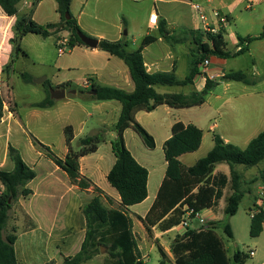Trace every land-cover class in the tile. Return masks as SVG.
I'll return each instance as SVG.
<instances>
[{
    "label": "crops",
    "instance_id": "obj_1",
    "mask_svg": "<svg viewBox=\"0 0 264 264\" xmlns=\"http://www.w3.org/2000/svg\"><path fill=\"white\" fill-rule=\"evenodd\" d=\"M75 1L71 5V10ZM125 1L139 3L144 0H101L100 2H107V12L103 13L97 9L94 11V14L88 11L89 0H84L83 11L74 17L81 30L99 42L101 40H127L126 37L129 33L124 36L123 30L125 27L131 29L132 23H135V18L129 14H125L123 10ZM150 1L153 4L150 10L145 12L142 19L146 33H140V43L136 50L140 47L145 37L151 36L156 38L157 41L147 46L143 51L147 72L149 74L174 73L178 81H184L190 75L193 60L198 56V49L191 32L204 31L203 23L200 21L198 14L192 9V5L196 3H193L192 0ZM202 1L203 4L199 5L204 8L205 13L214 25H216V21L213 17V12H218L221 16L228 19V24L221 27L224 42L226 43V51L234 55L245 49V53L239 56H232L228 59L211 57V64L206 76L202 73V66H200L201 74L195 77L193 85L184 87L174 86L176 88L181 87L186 92H176L174 87L169 86H157L155 89L159 94L163 95L178 93L189 95L194 91L201 92L207 80L217 82L218 85L207 95L205 104L211 96L216 98L218 104L216 113L219 115L220 121L217 122L215 120L210 123L207 128L208 133H212L213 137L214 135H219L227 144H233L241 149H245L264 130V35L262 38H258L262 33L264 34V0ZM42 4L43 0L34 11V22L42 26L50 23H59L61 16L57 12L58 5H53L55 14L52 16V21L37 20L36 17ZM31 5V0H23L19 5L20 14L27 13ZM184 6H190L191 11L193 10L192 12L194 13L191 17L183 13L181 7ZM258 7L261 11L260 14L253 12L254 8ZM154 12L159 17V23L156 27H152L149 22L150 15ZM86 17L93 19L94 23L85 19ZM15 22L16 17L7 16L0 8V89L2 87L11 88L12 86V77L4 75L2 70L12 59L13 45L11 40L14 37L13 27ZM162 28L171 37L170 41L162 36ZM61 34L70 35L68 31H62L51 37L59 38ZM29 36H32V34L25 36L22 40V48L24 47L23 50L25 49L26 53H29L28 56L31 55V52L25 46V42ZM235 37H237V43L233 41ZM239 37H255L258 39L250 43H242L239 41ZM134 42H137V39H134ZM231 46L234 47V51L230 49ZM76 49L81 50L91 64L85 80L59 82L56 86L51 84L54 89L67 85L68 87H63L66 90V96L60 100H53L54 105L46 109L33 107L34 104L39 102L32 103L26 116L20 114L19 105L16 99H14V109H12L11 113H3V118L0 121V169L7 172L14 170L15 166L9 155V148L13 147L20 152L25 163L36 173V178L27 186L32 191V194L27 198H20L15 204L16 209L15 207L13 209L14 227L16 228L17 237L14 248L18 264H63L65 258L77 255L86 236V219L83 214V208L95 197L93 189L83 191L78 186L72 184L67 173L56 166L52 160L34 146L33 140L28 137L26 130L31 120H41L44 131L53 128L56 130L57 128L60 129L63 136L60 145L62 146L63 144V146L61 151L56 155L62 159L68 154V146L64 135L66 127L71 126L73 129L74 139L72 148L75 151L79 149L74 148V144H78L80 139L103 132L104 141L99 145L97 152L80 159V172L102 190L103 203L104 201L108 203L105 204L106 206L113 208L106 197H109L114 202L116 201L118 205L120 203L118 193L110 189L109 186L111 185L107 180V176L113 168L116 159L113 161L111 156L101 155L93 163L91 158L100 152L102 146H107L112 151V143L117 137L115 126L121 115L122 105L115 100L97 101L93 98L94 96H89L86 93L94 85L133 93L135 91V84L130 70L123 60L111 56L98 48L90 49L84 45L78 46ZM129 51L133 52L135 50ZM35 53L38 57H41L39 54L40 50H37ZM240 57L248 58L251 62L250 66L247 68L240 67L237 61H235ZM96 58L102 59L104 63L102 67H95L94 59ZM231 72H242L250 80H255L256 82L246 84L223 81L224 75ZM211 76H214V78L211 79ZM87 80L90 81L89 88L84 86ZM4 89L6 91V88ZM73 90H76V94L72 93ZM80 91H86V93ZM46 97L47 94L45 93ZM196 108L173 109L168 106H160L150 113L144 111L138 112L136 115L137 122L156 141L154 150L148 149L140 137L141 141H139L136 137L138 134L133 129L130 128L125 132L124 137L127 148L137 162L149 172L148 198L143 203L130 207L128 210L133 220V233L138 244L140 261L144 264L148 263L149 258L148 253H146L147 248L145 245H141L137 239L135 228L142 226L143 222L141 219H145L156 201L167 171L166 161L160 167L152 164V153L157 149L162 150L164 153L165 142L172 137V127L176 122H182L185 126L193 125L201 129L203 141L200 149L203 147L206 134L204 128L200 125L201 120L196 116L190 115ZM161 109L167 115L172 116L169 122H164V120L156 115L157 111ZM22 134H25L29 138L27 144H24L22 141ZM128 134H131L135 138L133 148L128 144ZM213 137L207 153L214 147ZM48 147L52 148L51 146ZM198 152L181 156L180 161L183 166H193L201 159L202 156H197ZM185 158L195 159L190 160L189 164H184ZM236 170L243 175L244 189H249L246 186L255 177L250 179L249 174L248 176L246 175L248 169L245 167L239 169L237 166ZM218 174L230 177L231 168L227 164H217L210 176L214 178ZM260 183L262 182L259 181L256 184H259L261 190L264 188V184ZM250 190L252 191L251 188ZM231 194L232 190L230 185H228L224 190V195L219 205L216 208L202 211L207 222L219 221V209L222 203H224L225 211ZM84 196H87V199H84ZM250 211L251 214L252 212H257L255 203H253ZM199 227V224L196 226L191 224V229H198ZM153 230H159V234L156 233L154 238L159 245L161 254L157 264L162 261V254H165L168 264H175L171 253V246L174 239L178 235L183 234V229L177 226L163 232L155 226L149 231L153 232ZM172 232H175V235L170 236ZM45 236L53 240H45ZM168 243H170L169 247ZM255 256L256 253L252 258ZM228 258L232 259L229 256Z\"/></svg>",
    "mask_w": 264,
    "mask_h": 264
},
{
    "label": "trees",
    "instance_id": "obj_2",
    "mask_svg": "<svg viewBox=\"0 0 264 264\" xmlns=\"http://www.w3.org/2000/svg\"><path fill=\"white\" fill-rule=\"evenodd\" d=\"M23 0H0V8L9 17H16L13 27L14 37L11 40L13 54L11 61L4 66L2 73L11 77L15 59L22 55L28 57L22 48V40L29 34L40 35L48 38L62 31L70 33V45L72 47L84 46L79 32H83L78 22L71 14V5L74 0H55L61 16L59 23H50L42 26L34 22L33 14L42 0H31V8L25 14H20L19 5ZM67 16L69 19H67ZM161 34L170 41L171 37L162 28ZM198 56L192 62L190 75L184 81H178L174 73L147 72L143 51L155 43L156 38L148 36L142 41L140 47L130 52L126 40L109 41L101 40L98 49L115 56L125 62L130 70L135 91L127 93L123 90L92 86L91 90L97 92L93 98L97 101H118L122 105L121 115L115 126L116 140L112 143V152L116 162L107 176L109 184L114 188L119 197V208H110L103 203V192L80 172V159L97 152L99 145L104 141V133L80 139L79 150L72 148L74 133L71 126L64 130L68 154L60 158L46 145L32 137L34 146L53 163L67 173L72 184L86 191L93 189L95 197L83 208L86 219V236L80 252L64 259L63 264H85L93 260L101 248H107L109 259L103 264H144L140 261L138 244L133 233V220L128 210L130 207L143 203L148 198V170L140 165L127 148L125 132L133 129L143 141L144 145L151 150L156 147L154 137L136 120L138 112H153L160 106H168L173 109H186L199 107L205 104L206 97L218 85L217 82L207 80L201 92L194 91L189 95L159 94L157 86H189L193 85L196 76L200 75V66L211 57L228 59L245 53V49L234 55L226 51L223 33L211 34L205 31H192ZM263 33L258 37L262 38ZM258 38H240V42L250 43ZM26 83H32L34 78L28 73L21 74ZM91 80V79H90ZM223 81L242 82L253 84L242 72L227 73ZM48 89L52 88L49 81L45 83ZM68 87L67 85L59 88ZM86 93V91H80ZM54 105L47 97L33 105L35 108L46 109ZM3 118V99L0 95V121ZM203 141V132L196 126H185L182 122H176L172 127V137L164 145V156L167 163V171L164 182L159 190L156 201L151 207L145 219H141L145 228L157 226L165 232L177 227L181 223L184 207L201 212L216 208L223 198L225 188L230 185L232 194L227 201L225 214L235 216L245 195L251 193L244 189L243 175L236 170L237 166L247 169L259 165L264 160V130L253 139L245 149L236 145L227 144L219 136L214 135V147L209 153L199 159L193 166L185 167L180 157L197 152ZM10 159L14 163V170L7 172L0 169V264H18L14 245L16 243V228L6 234L10 212L20 198H27L32 191L27 188L28 184L36 178L35 171L23 160L20 152L9 148ZM227 164L231 168L230 177L218 174L211 178L215 165ZM262 181L264 184V171L259 177L254 178L250 184ZM109 203L112 199L106 197ZM256 214L251 220L250 236L258 238L264 231V209L255 202ZM217 223L206 222L200 229H188L182 235H178L171 246V253L175 264H246L248 253L235 251L233 258L227 256L226 247L222 239L216 233ZM228 238L233 239V231L230 225L224 228ZM159 264H168L165 254H162ZM139 260V261H138Z\"/></svg>",
    "mask_w": 264,
    "mask_h": 264
},
{
    "label": "rangeland",
    "instance_id": "obj_3",
    "mask_svg": "<svg viewBox=\"0 0 264 264\" xmlns=\"http://www.w3.org/2000/svg\"><path fill=\"white\" fill-rule=\"evenodd\" d=\"M100 1L101 0H89V13L91 12L92 14H94V11L97 9L103 13L107 12V2L103 3ZM192 2L201 5L203 4L202 0H192ZM152 4L153 3L150 0H144L139 3L130 1L124 2L123 10L125 14H129L130 16H133V18H135V23H132L131 29L125 27L123 30L124 36H126L125 32L126 34L129 33V35H127L126 37L129 50H136L138 44L140 43V33H146L145 28L143 27L142 19L145 15V12L150 10ZM53 5H57L55 0H43L42 7L40 8L36 17L37 20L52 21V16L55 14ZM181 8L183 13L185 15H189L190 17L194 13L192 12L193 10L191 11L190 6H184ZM83 9L84 0H76L74 2L73 9H70V11L72 16L76 17L83 11ZM253 12L257 14L261 13L259 7L254 8ZM75 17L74 19H76ZM85 19H88L90 22L94 23V20L90 19V17H86ZM134 39H137V42H134ZM233 41L237 43V37H235ZM25 46L31 52V55L28 57H23L22 55H20L15 59L13 65L14 72L11 76L12 86L11 88L8 87V90L3 94L5 100L7 99L6 95L8 97L11 111L12 109H14V99H16L19 105L20 114L22 116L27 115L30 109V104L42 101L45 98V93L47 94V91H50V89H48V85L45 84L46 81H49L51 84L56 86V84L59 82L85 80V77H87L88 68L91 65L83 52L79 49H76V47L78 46L72 47L70 45L67 52L63 55H60L58 53V37L55 38L50 36L48 38H43L40 35L32 34V36H29L26 39ZM234 47L231 46L230 49L234 51ZM37 50H40L39 54L41 55V57H38L35 53ZM235 61H237L240 67L244 68H247L251 64L248 58L243 57L237 58V60ZM94 65L95 67L100 68L102 67V65H104V63L102 59L96 58L94 59ZM22 73L30 74L34 78V81L32 83H26L21 77ZM44 79H46L44 83H37V81H41ZM174 89L176 92H186V90L181 87H174ZM217 106L218 104L216 98L214 96H211L205 105L197 107L190 114L192 116L198 117L201 120L200 125L205 130L206 135L204 138L203 147L198 150L199 152L197 154V156H202V158L208 154L207 152L210 148L213 137L212 133H208L207 128L209 127V124L214 122L215 120L217 122L220 121L219 115L216 113ZM156 115L164 120V122H169L172 118V116L167 115L163 111V109L158 110ZM26 130L30 139L34 137L42 144L51 146V149L55 154L61 151L63 144L61 146L60 142L63 140V136L60 132V129L57 128L56 130L55 128H53L51 130L44 131L41 120L39 121L35 119L31 120L30 125L27 126ZM28 137L25 134L21 135V139L24 144H27L29 142ZM136 137L139 141H141L139 136ZM127 141L129 146L133 148L135 138L132 137L131 134H128ZM158 141H160V139H158ZM74 148L79 149L77 143L74 144ZM101 155L107 157L111 156L113 161H115V157L111 149L107 146H102L100 152L97 155L93 156L91 158V161L94 163V160L96 158H99ZM194 159L185 158L184 164H189L190 160ZM151 161L152 164L156 167L163 166L165 163L163 151L157 149L155 152H153ZM238 168L242 169L244 167L238 166ZM262 171H264V160L259 165L248 169L246 175L248 176L249 174L250 179L253 177L257 178ZM109 187L112 191L117 193L116 190H114L111 186ZM246 187L251 188L252 193H247L245 195L244 200L240 204L238 213L235 216L226 215L224 211V203H222V206L220 207L218 212L219 221L215 222L217 223L216 233L224 242L227 254L230 258H233L235 251L239 250L241 252L248 253L250 250H254L256 256L254 258H249L246 264H264V232L258 238H252L250 236V225L252 220L250 209L253 207V203L255 202H257L259 205H264V195L261 194L259 184L252 185L249 183ZM84 199H87V196H84ZM104 204L108 203L104 201ZM110 204L113 208H119V205L116 201H112ZM13 209L10 212V220L8 222L6 234L11 233L12 228L14 227L15 219L13 216ZM192 224L193 226H196L198 222L194 221ZM226 225L231 226L234 235L233 239L228 238V236L225 234L224 228ZM135 230L137 239L139 240L141 245H145L147 248L146 253H148L149 256L147 264H157V261L161 257V254L158 247L159 245L156 243L154 238L156 233L159 234V230H153V232H151L147 230L143 224L142 226H137ZM173 235H175V232H172L170 236ZM44 239H48L49 241L53 240L52 238H48L46 236L44 237ZM167 245L169 247L170 243H168ZM107 252V248H101L99 254L87 264H103L104 259L109 258Z\"/></svg>",
    "mask_w": 264,
    "mask_h": 264
},
{
    "label": "built area",
    "instance_id": "obj_4",
    "mask_svg": "<svg viewBox=\"0 0 264 264\" xmlns=\"http://www.w3.org/2000/svg\"><path fill=\"white\" fill-rule=\"evenodd\" d=\"M192 9L194 10L195 13L198 14L200 21L203 23L204 25V31L211 33V34H218L219 32H221V27H224L228 24V19L226 17L221 16L218 12H213V17L216 21V25H214L210 18L208 17V15L205 13L204 8L199 5V4H193L192 5ZM150 25H152V27H156L159 23V17L158 14L156 12L152 13L150 15V19H149ZM58 53L60 55H63L67 52L69 46H70V35L69 34H61L58 38ZM211 62L210 59L205 60V62L202 64V73L206 76L207 70L210 66ZM214 76H211V79H213ZM84 86L86 88L90 87V81L87 80L84 83ZM6 91L8 90V87H2L0 89V95L2 96L3 99V113H11L12 111L10 110V104H9V100L8 97L6 95V100L3 96L5 89ZM261 194L264 195V188H262L261 190ZM261 208L264 209V205H260ZM184 212L185 214L183 215L182 219H181V223H180V227L183 229L184 232H186L188 229H191V224L194 221H197L199 224V228H202L205 224H206V218L203 215V212H195L193 210H190L187 206L184 207ZM256 214V212H252V218L254 217V215ZM183 232V233H184ZM248 254L253 257L255 255V251L254 250H250L248 252Z\"/></svg>",
    "mask_w": 264,
    "mask_h": 264
},
{
    "label": "water",
    "instance_id": "obj_5",
    "mask_svg": "<svg viewBox=\"0 0 264 264\" xmlns=\"http://www.w3.org/2000/svg\"><path fill=\"white\" fill-rule=\"evenodd\" d=\"M67 19H69L68 16H67ZM125 35H127L126 32H125ZM78 37L80 38L82 43L90 49H97L99 47L100 42L97 39L87 36L84 32H79ZM45 81L46 79L37 81V83H44ZM72 93L76 94V90H73ZM86 94L89 96H96L97 92L95 90H90ZM65 96H66V90L64 88H61V89L51 88L50 89V98L52 100H60V99H63Z\"/></svg>",
    "mask_w": 264,
    "mask_h": 264
}]
</instances>
